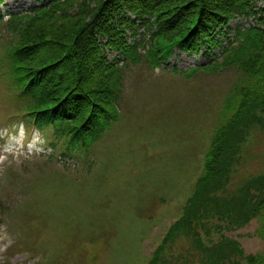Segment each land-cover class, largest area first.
I'll list each match as a JSON object with an SVG mask.
<instances>
[{
	"label": "trees",
	"instance_id": "obj_1",
	"mask_svg": "<svg viewBox=\"0 0 264 264\" xmlns=\"http://www.w3.org/2000/svg\"><path fill=\"white\" fill-rule=\"evenodd\" d=\"M259 1L51 0L33 14L10 12L6 17L0 0V123L25 119L43 133L54 152L87 159L121 119L132 67L156 69L176 47L199 53L205 41L216 43L218 33L235 18L257 15ZM262 11L258 26H239L221 57L197 72L233 71L240 76L224 101L203 171L174 209L176 221L163 227L164 237L147 254L146 264H264V249L248 253L231 235L257 220L256 234L264 241V165L239 180L252 144L258 153L249 160L264 155ZM128 28L135 35L144 29L140 43L128 45ZM98 37H108L124 60L108 63ZM39 174L29 175V180ZM14 177L19 179V174ZM166 206L163 199V213H154L162 220L172 216ZM5 208L0 199V214Z\"/></svg>",
	"mask_w": 264,
	"mask_h": 264
},
{
	"label": "rangeland",
	"instance_id": "obj_2",
	"mask_svg": "<svg viewBox=\"0 0 264 264\" xmlns=\"http://www.w3.org/2000/svg\"><path fill=\"white\" fill-rule=\"evenodd\" d=\"M40 4L36 0H4L2 7L4 11L31 14L29 12H33ZM235 22L231 26L233 29ZM248 22L245 21L247 27L253 25L251 19ZM217 40L220 41V47L214 46L208 51V47L204 45L202 50L198 54H192L193 56L176 49V55L169 60L170 64L162 65L167 69L176 66L178 72H153L146 65L133 69L127 84L128 94L121 110V123L115 126L114 132L110 131L97 143V153L93 152L87 163L71 165L69 171H66L64 163L60 160L56 163L60 170L70 176L80 170L86 174L88 172V186L83 187L81 184L82 176L77 177L79 182L82 181L80 184H70L66 179L61 180L59 171L54 174L44 173L40 183L34 185L38 196L32 212H22L25 204L30 206L33 200L29 196L32 190H28L32 179L26 184L20 181L15 188L4 192L0 199L4 198L12 204L13 197L15 210L3 217L0 264H35L39 258L31 260L28 253L23 252V246L18 248L17 254L9 252L12 242L22 240L25 244L29 236L30 243L35 244L36 249H44L45 252L54 254L57 264H91L93 260L91 261L90 254L94 259L92 264H103L106 260L105 253L111 264L132 263L130 258L135 257L142 248L141 231L148 229L155 222L162 221L160 214L139 217L140 213L149 210L153 201L162 196L166 203L171 202L174 207L177 204L174 202L190 191L191 179L193 178L192 182L195 184L203 171L205 154L215 135L216 122L222 114L224 101L239 82V72L197 73L201 66H210V58L213 60L219 57L223 47L227 45L222 34L217 35ZM185 71L197 74L186 77L183 74ZM32 136L35 138L27 137L24 127L17 132L14 127L0 123V173L3 181L9 164H19V170L28 171V174L23 173L25 181L28 175L36 176L37 165L40 166L44 159L42 150L46 148V144L41 140L40 132L34 131ZM252 147L250 153L254 159L253 154L258 152L255 144H252ZM11 156H15V159L11 160ZM105 156H109L112 163L109 174L100 171ZM256 156L257 160H248V165L239 172V180L264 165V155L261 158L260 155ZM27 162L28 169L25 167ZM88 169L92 170L89 172ZM61 182L63 196L57 200H49L48 195H52L57 183ZM107 186L113 195L114 211L119 215L115 223L118 230L114 242L108 241L109 231L99 236L85 261L79 260V255L71 248L63 247V251H56V247L42 245L47 224L51 226L53 222L45 218L38 225L30 226L32 216L37 218L40 211L44 215L53 212L58 221L73 223L70 228L78 229L83 222L81 218L95 225L102 216L101 208L96 207L97 201L104 204L110 195ZM111 215V212L105 213L106 217ZM102 224V228L107 231L109 222L106 220ZM258 227L259 222L252 221L239 233L231 235L241 240L248 253H256L264 248V242L256 235ZM83 233L80 229L76 235ZM155 234L154 230L151 240L155 238ZM52 236L49 232L47 238ZM100 241L107 242L105 252L104 247L97 246ZM148 242H142L144 253L150 252L151 246ZM46 259L52 264L50 258ZM139 264H146V256L140 258Z\"/></svg>",
	"mask_w": 264,
	"mask_h": 264
}]
</instances>
